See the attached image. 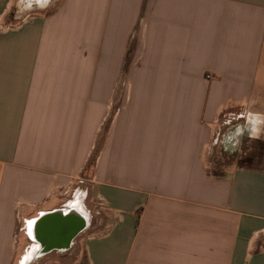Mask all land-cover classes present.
Here are the masks:
<instances>
[{"label":"crops","instance_id":"obj_1","mask_svg":"<svg viewBox=\"0 0 264 264\" xmlns=\"http://www.w3.org/2000/svg\"><path fill=\"white\" fill-rule=\"evenodd\" d=\"M245 140L264 0H0V264L87 181L115 221L83 264H264V166L211 171Z\"/></svg>","mask_w":264,"mask_h":264},{"label":"rangeland","instance_id":"obj_2","mask_svg":"<svg viewBox=\"0 0 264 264\" xmlns=\"http://www.w3.org/2000/svg\"><path fill=\"white\" fill-rule=\"evenodd\" d=\"M19 10L20 12L17 14L19 17H21L24 12L25 8L23 7V3H20L18 6L13 8V15L14 13ZM20 20V18H18ZM125 80H127V77H125ZM221 147V146H220ZM222 149V147H221ZM220 149V150H221ZM249 152H247V155L243 154V150L239 152L236 155H228V154H222L219 150V155H217L216 162L211 165V171L217 172V173H224L225 168L232 164H240L238 161H240V158H249L250 156L256 157L255 160L248 165L253 167H261L264 166V155L260 156V150L261 147L256 143L253 142L248 147ZM236 157L237 160L233 162V158ZM89 173L90 171H87V175H84L87 180H89ZM93 183L87 181L85 184L84 192L77 196L75 193L79 187L78 183H74L70 192L65 195L66 199L68 201H71L73 203V207H78L82 213L88 216L89 218V225L88 228L81 233L77 239L74 242V245L71 250L67 252H54L51 255L44 256L41 259H39V264H83L86 260V244L88 242L89 237H97L101 234L102 230L106 229V226L111 225L114 223V217H112V212H110L106 208V204L102 202L99 198H97L98 190L97 188L92 187ZM87 189V191H86ZM77 197V198H76ZM112 215V216H111ZM23 236V235H22ZM29 242V241H28ZM63 256H68L67 259L61 260ZM26 257V256H25ZM48 259H51L50 261H47ZM61 261H58V260ZM18 261V259L16 260ZM30 256L27 255L23 263L30 264ZM22 263V264H23ZM19 264V262H17Z\"/></svg>","mask_w":264,"mask_h":264},{"label":"water","instance_id":"obj_3","mask_svg":"<svg viewBox=\"0 0 264 264\" xmlns=\"http://www.w3.org/2000/svg\"><path fill=\"white\" fill-rule=\"evenodd\" d=\"M32 1L40 2L41 0ZM88 225V216L79 210L60 209L42 213L35 219L32 226L33 238L30 237L40 246L32 259L52 252L70 250L75 239L88 228Z\"/></svg>","mask_w":264,"mask_h":264},{"label":"trees","instance_id":"obj_4","mask_svg":"<svg viewBox=\"0 0 264 264\" xmlns=\"http://www.w3.org/2000/svg\"><path fill=\"white\" fill-rule=\"evenodd\" d=\"M130 59V58H129ZM253 142H256L260 147H261V150H260V156H263L264 155V143L262 142V141H260V140H256V141H253ZM253 142H251V143H253ZM251 143H249V141H244V148H243V152L245 151V150H248L249 151V149H248V147L250 146V144ZM220 152L222 153V154H227V153H225L224 151H223V149H221L220 150ZM229 155V154H228ZM234 155H236V154H234ZM233 155V156H234ZM244 155H247V152L245 151V154ZM256 155V154H255ZM255 155H253V156H255ZM253 156H250L249 158H245V160L243 159V158H240V161H238V163H240V164H238V166H240V167H251L250 165H248L249 163H251V162H253L254 160H255V158L256 157H253ZM257 156V155H256ZM264 157V156H263ZM235 160H237V158L236 157H234L233 158V162H235ZM213 172V171H212ZM213 175H215V176H222L223 174L222 173H217V172H213ZM141 211H142V209H140L138 212H137V214H136V225H138V223H139V220H140V217H141Z\"/></svg>","mask_w":264,"mask_h":264},{"label":"flooded vegetation","instance_id":"obj_5","mask_svg":"<svg viewBox=\"0 0 264 264\" xmlns=\"http://www.w3.org/2000/svg\"><path fill=\"white\" fill-rule=\"evenodd\" d=\"M244 148V142L242 141V143L240 144V146L235 150V151H228V150H225V148L223 147V151L229 155H234V154H238L239 152H241ZM75 207V206H74ZM77 239V238H76ZM75 239V240H76ZM75 242V241H74ZM74 245V244H73ZM73 247V246H72Z\"/></svg>","mask_w":264,"mask_h":264},{"label":"bare ground","instance_id":"obj_6","mask_svg":"<svg viewBox=\"0 0 264 264\" xmlns=\"http://www.w3.org/2000/svg\"><path fill=\"white\" fill-rule=\"evenodd\" d=\"M73 209H75V210H79L78 207H74ZM80 210H81V209H80ZM34 221H35V220H34ZM34 221L31 223L32 226H33ZM32 238H33V232H32ZM30 255H32V256H30L31 259H32V257L35 256V252H34V250L30 253Z\"/></svg>","mask_w":264,"mask_h":264}]
</instances>
